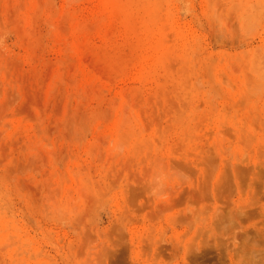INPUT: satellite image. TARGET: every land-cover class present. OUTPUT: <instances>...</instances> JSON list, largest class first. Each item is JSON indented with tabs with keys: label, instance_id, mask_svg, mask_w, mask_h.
I'll use <instances>...</instances> for the list:
<instances>
[{
	"label": "rangeland",
	"instance_id": "374dc122",
	"mask_svg": "<svg viewBox=\"0 0 264 264\" xmlns=\"http://www.w3.org/2000/svg\"><path fill=\"white\" fill-rule=\"evenodd\" d=\"M0 264H264V0H0Z\"/></svg>",
	"mask_w": 264,
	"mask_h": 264
}]
</instances>
